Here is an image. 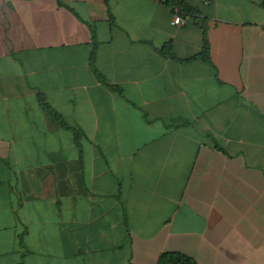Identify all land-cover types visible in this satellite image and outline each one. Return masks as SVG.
I'll use <instances>...</instances> for the list:
<instances>
[{
	"label": "crops",
	"instance_id": "obj_1",
	"mask_svg": "<svg viewBox=\"0 0 264 264\" xmlns=\"http://www.w3.org/2000/svg\"><path fill=\"white\" fill-rule=\"evenodd\" d=\"M183 3L0 0V264H264V0Z\"/></svg>",
	"mask_w": 264,
	"mask_h": 264
},
{
	"label": "trees",
	"instance_id": "obj_2",
	"mask_svg": "<svg viewBox=\"0 0 264 264\" xmlns=\"http://www.w3.org/2000/svg\"><path fill=\"white\" fill-rule=\"evenodd\" d=\"M165 3L168 6H171L173 8H179V12L181 10V7H183V1L179 0H165ZM203 31H204V45L198 54L191 56L186 59L179 58L172 50L171 42L166 43L162 47L158 48V51L165 57L171 58L174 61L180 62V63H188L192 62L196 59H202L205 61H210V48H209V42L207 39V29L206 26H203ZM96 42H93V49L90 55V64L91 67L93 68L94 72L98 76V78L105 82L108 83L107 79L98 71L96 67ZM39 102L43 109L51 114L56 120H58L62 125L71 128L63 119L62 115L57 112L46 100V97L41 93L39 94ZM156 264H199L192 256L181 252V251H164L162 252L157 260Z\"/></svg>",
	"mask_w": 264,
	"mask_h": 264
},
{
	"label": "built area",
	"instance_id": "obj_3",
	"mask_svg": "<svg viewBox=\"0 0 264 264\" xmlns=\"http://www.w3.org/2000/svg\"><path fill=\"white\" fill-rule=\"evenodd\" d=\"M179 1H183V0H179ZM195 1L198 2L201 5L206 6V5H210L213 0H195ZM172 23L176 24V25H182L183 23H185V19L180 14L178 9H177V12L174 15Z\"/></svg>",
	"mask_w": 264,
	"mask_h": 264
}]
</instances>
